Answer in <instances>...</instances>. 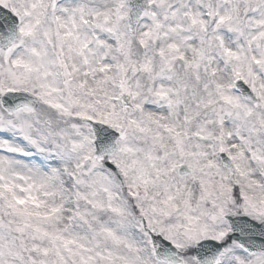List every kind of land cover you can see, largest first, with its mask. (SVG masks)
<instances>
[{
	"label": "snow or ice",
	"instance_id": "snow-or-ice-1",
	"mask_svg": "<svg viewBox=\"0 0 264 264\" xmlns=\"http://www.w3.org/2000/svg\"><path fill=\"white\" fill-rule=\"evenodd\" d=\"M0 264H264V0H0Z\"/></svg>",
	"mask_w": 264,
	"mask_h": 264
}]
</instances>
